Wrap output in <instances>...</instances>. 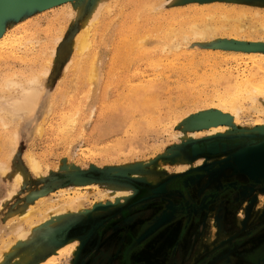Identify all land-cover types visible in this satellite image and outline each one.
I'll use <instances>...</instances> for the list:
<instances>
[{
	"label": "rangeland",
	"instance_id": "1",
	"mask_svg": "<svg viewBox=\"0 0 264 264\" xmlns=\"http://www.w3.org/2000/svg\"><path fill=\"white\" fill-rule=\"evenodd\" d=\"M93 1L55 0L47 2L43 7L59 5L58 9L33 10L26 14L27 16L23 15L16 20L7 21V15H1L5 17L0 19V25L7 21L4 28H15L13 23L28 25L37 21L41 36L50 31L57 34L63 30L61 45L66 53L59 68H51L45 78L47 87L43 101L45 104L53 103L58 111L63 110L66 115L68 113L72 115L68 121H63V130L60 134L52 131L55 129L57 116L46 118L44 127L47 133L41 137L33 132V129L28 139L21 137L20 134L16 152L7 157L8 161L15 164V169L22 171L23 179L16 182L12 177L14 170L0 177V239L4 237L3 242L12 241L2 247L0 257L15 246V234L7 235L11 224L17 221L18 215L15 214H19L24 206L31 204V212L34 213L33 215L31 213L24 226L28 230H34V234L23 248L37 249L28 264H51V247L74 234H82L80 237H74L79 240L76 252L73 256L67 254L60 258L59 264H105L108 257L107 248L95 245V241L100 243L101 239L107 238L116 239L114 241L116 242L117 239H122L121 234L117 230L114 231L113 224L130 211L127 203H131L136 197L144 196L142 201L145 203L138 206L150 208L152 206L149 205L150 202L160 197L159 192H164L160 187L166 181L189 172H199L203 177L206 183L203 190L205 201L209 203L204 202L206 206L203 208L205 216L203 235L186 246L185 250L178 252L175 264H239L236 252H239L240 257L262 254L264 169L250 175L234 160L233 154L240 148L247 149L246 147L264 142V113L253 115L240 113L231 116L230 113L234 114V111H230L226 114L212 92L209 93V97L213 98L200 96L201 101H207L205 107L200 103L187 108L184 101L191 92L197 96L199 90L213 87L212 79L216 81L215 78L219 76L213 69L215 66L220 70L223 66L243 68L245 65H252L251 62L245 63L240 57L244 56L243 51L257 50L254 46H261L258 50L264 51V43L250 44L251 39H247L249 36H255L258 40H264L263 32L250 35L247 29L235 33L226 28L215 36L217 43L216 39H211V42L205 40L204 45L197 48L181 45L177 50H168L165 45L173 36L171 33L180 26L175 22L174 9L179 7L183 11L191 3H197L199 6L218 0H105L106 5L100 11V20L98 19V24L95 25L98 33L94 36L93 30L91 32L94 37H91L90 52L87 51L78 61L72 60L74 58L70 50ZM154 1L157 3L154 4ZM64 2L67 3L61 5ZM234 2L247 4L255 9L262 8L260 10L264 13V0ZM68 3L74 6L78 4L79 10L74 12V15H63L60 21L53 22V27L48 26L46 22L54 16L55 10L59 11ZM29 6L35 5L30 2ZM243 23L246 28L253 25L249 19ZM2 30L1 27L0 32ZM232 37L240 41L236 44L230 40ZM236 45L238 47H235ZM4 56H0V70L2 69L0 73L8 71L10 67L17 68L22 65L19 58H13L10 54ZM92 61L95 63L96 73L95 77L89 79L87 69L90 68L89 62ZM188 70L191 72L188 73ZM178 86L181 88L178 89ZM177 102L180 104L179 107L177 104L180 112L194 110L199 105L201 107L186 117L177 119L172 115L170 106ZM142 106L144 109L151 108L153 114H160L161 120H154L157 121L153 123L154 125L152 122L146 125L148 123L145 121L144 113L141 115ZM149 106L150 108H147ZM145 110L143 112H147ZM256 126L263 128L255 130ZM213 129L223 132L210 135ZM180 131H195V134L193 137L183 139L177 135ZM216 135L224 137L239 135L248 138H240L237 144L230 143L233 139H223L216 146L208 145L212 146V150H207V147H204L205 141ZM62 136L67 138L64 139ZM128 136H133L134 139L130 140ZM4 138H0L1 146L6 142V136ZM8 142L9 140L6 143ZM222 142L225 145H222ZM197 143L203 148L202 150L196 148V151H193L192 146ZM30 150L41 164L39 174L33 172L26 163L25 154ZM183 160L190 161L191 166L185 170H178L177 163ZM162 162L165 165L158 168ZM134 173L140 175H133ZM149 175H152L155 181L145 178ZM229 180H234V186L222 188ZM88 182H94L104 190L106 189L104 184L107 183L126 185L133 192L120 204H112L108 199L101 203V197H97L96 200L95 196L87 194V198L79 205V208L83 209L82 212L70 214L54 225L41 227L44 220L49 221L50 215L58 209L61 201L58 198L60 191L66 189L71 192L76 185L83 187ZM187 187L199 201L202 199L199 197L201 196L199 184L195 180H189ZM8 189L14 190L9 198ZM41 198H54V203L50 204L54 205V208L40 206L38 203ZM94 200L97 203L90 204ZM200 203L191 210H186L190 211V214L181 212L178 217L182 221L193 218L195 221L200 220L199 211L203 210L199 209ZM69 207L70 205H67L64 209H71ZM148 208L145 209L146 214ZM145 219L148 225L149 215L145 216ZM58 235H63L62 239H58ZM38 245H41L40 249ZM251 245H255L253 250L249 248ZM126 247L124 244V247L122 245L115 250L121 255L125 251L124 256L128 259L127 252L135 246L132 242L128 250ZM138 258V255H134L130 261ZM123 259L126 260L125 257ZM11 260V256L4 257L1 264H10ZM146 262L150 264L147 260ZM130 263L133 264V261Z\"/></svg>",
	"mask_w": 264,
	"mask_h": 264
},
{
	"label": "bare ground",
	"instance_id": "2",
	"mask_svg": "<svg viewBox=\"0 0 264 264\" xmlns=\"http://www.w3.org/2000/svg\"><path fill=\"white\" fill-rule=\"evenodd\" d=\"M26 1L28 0H25L24 3H21V5L24 6H21L20 8L11 11L9 14H3L5 16L7 15L6 20L7 21L9 19L16 20V18L18 17L20 18L23 15L29 14L33 10L43 8L44 11H47L55 8L58 9L57 7L59 6V5H55V6L52 5L49 8L43 7L44 5H46L47 2L51 3V1H55V0H29V2H32L35 5L33 7L29 6L30 3L26 4ZM56 1H60V0H56ZM0 2L1 5H4L9 1L0 0ZM65 3L67 2H64L61 5H65ZM156 3L154 1V4ZM154 4L152 5L154 6ZM104 5H106L105 0L93 1L89 14L82 22L81 27L79 28V31L76 34L74 44L70 50L74 58L72 60L78 61V59H80L84 54H86L87 51L90 52L91 40H92L91 37H94L96 33H98L96 31L97 27H95V25L98 24V19L100 18L99 17L100 11L104 7ZM246 5L247 4L244 3L234 2V0L232 1L218 0L207 4H199V6L197 3H191L190 6H187L186 9H184L183 11H181L179 7L174 9L175 22H177L180 26L175 30L174 33L173 32L171 33L173 34V36H171V38L168 40L165 46L167 47L168 50L169 49L177 50L181 45H186L191 48H197L199 46H203L204 45L203 42L205 40L211 42L210 41L211 39H216L217 37L216 35L219 34L220 31L226 28H229L230 31H234L235 33L242 32L247 29V33H249L250 35L263 32V36H264V18H263L264 13L263 10H260L262 8L255 9ZM78 10H79L78 4L74 6V4L68 3L66 4V6L60 8L59 11L55 10V12L53 13L54 16L52 15L53 17L49 18V20L46 23H48V26L50 25L52 26L53 22L60 21L63 15L65 16L66 14L67 16H70L71 14H73ZM5 16H0L1 17L0 19L2 20ZM259 16L261 18H259ZM246 19L251 20V24H253L252 27L246 28L245 23H243V21ZM7 21L4 23V25L3 24L0 25V28L2 27L3 29L2 32H0V56L5 55L4 57H6L9 56L10 54L12 55L11 57L13 58L16 59L19 58L22 61L21 62L22 65L17 68L10 67L8 71L5 72L3 71L2 73H0V138L5 139L4 136H6L7 138L6 142L7 140H9L8 143L4 141L6 143V144L4 143V146L3 145L1 146L0 144V177L6 176L7 173H10V171L14 170L12 172V177L14 180H16V182H19L23 179L22 171L18 168L15 169L14 168L15 164L13 165L12 161H8L7 157L10 154L16 152L17 150L16 144L20 137V134L21 137L28 139L31 136L30 132L33 129V132L40 135V137L43 136L44 134L47 133L44 124L46 118L49 116L51 117L57 116L55 121L56 122L54 129L55 131L54 130L52 131L54 133L56 132L57 134H60L61 131L63 130L62 129L63 121H68L69 116H71L72 114L69 115L68 113V115H66L63 112V110L58 111L53 103L45 104L43 101V97L47 87L45 78H47L51 68L52 69L59 68L61 61L64 59L63 56L66 53V51L62 50V45H61V42L63 40V30H61L57 34L51 33L50 31L46 35L41 36L40 32L38 31V29L40 28L38 27L39 22L37 21L30 23L32 21L31 20L29 22L30 24L28 25L13 23V25L15 26V28L13 29H9L8 27L4 28V26H7L6 25ZM92 30H93L92 34L94 36L91 34ZM102 32H104V30ZM235 37L230 38V40L235 43L239 42L240 40L235 39ZM247 39H251L249 40L251 42L247 41L250 44L264 43V40H258L257 37L255 36L253 37L249 36L247 37ZM242 42H246V41H242ZM216 43H217V39H216ZM164 47L162 49H164ZM235 47L238 46L236 45ZM243 53L244 56L240 58L244 59L245 63L251 62L252 65L250 66L245 65L243 66V68L230 67V66L225 68L223 66L221 67L220 70H217L218 68H216L215 66L213 69L215 70L216 73L219 74V76L217 75L218 77L215 78L216 81L212 79L214 83L213 87L211 89H209V87L203 88L199 90L197 93L195 92L197 96L192 94L191 92V94L187 98H185L186 101H184V105H186V107L188 108V106L198 105L201 103L202 105H204L203 107H205L207 106V101H201L200 96L213 98V97H209V93L212 92L214 97H217L218 102H220L221 109L226 114H229L230 111H234V114L230 113L231 116H237L240 113H245L248 115L264 113V90H261L264 89V51L257 49L255 51H243ZM9 62L8 64L11 63ZM89 64H90L89 66L90 68H88L87 70L89 72L88 74L91 76L88 75L87 78L91 79L90 77H95L96 66L93 61L89 62ZM65 67H67V65ZM190 70H188V73ZM219 77L222 79L221 81ZM212 78H214V76ZM177 88L180 89L181 86H178ZM178 103L179 102L175 104L176 106L174 104H170L172 110L171 113L177 119L181 117H186L187 114H190L191 112H194L196 111V109H200L201 107V105H199L194 110L189 109L184 112H180L179 111L180 109H177L180 105ZM143 107L144 106H142L141 109L142 110L141 115L144 113L143 115H145L144 116L145 121L148 123L146 125H150L151 122L153 124L155 122L154 120H159V121L161 120L160 118L161 115L153 114L150 106L147 107L150 109L145 108L146 110ZM144 110L147 112H143ZM90 113L88 115H90ZM113 117L114 116H112V118ZM107 122H105V124ZM110 123H112V121L109 122V124ZM105 124L103 123L104 127ZM140 127H142V125ZM257 128L258 129L263 128V126H256L255 130H257ZM101 130L103 131V129ZM222 132L223 131L221 130L213 129L210 132V135L221 134ZM194 134L195 131H189V132L180 131L179 133H177L179 138H183V139H188L190 137H193ZM128 137L130 140L134 139L133 136H128ZM62 138L66 139L67 137L62 136ZM234 140L236 141L234 144H237L239 143L238 141L241 139L240 138L233 139V141ZM6 145L7 147H5ZM25 155H26L25 160L28 167L33 172L39 174L41 164L37 160V158L33 156L32 151L31 150L28 151ZM254 160H256L255 157ZM263 161L264 160H261L258 166L264 165ZM163 165H165L164 162L159 163L158 168H163ZM189 166H191V162L188 160H183L177 163L178 170H185L189 168ZM133 175H140V174L134 173ZM145 178L150 181H155L152 175H149L147 177L145 176ZM104 186H106L105 190L94 182H88L83 187H81L80 185L78 186L76 185L74 190L71 192H69L66 189H63L62 191H60V194L58 196V198L61 200L60 203L58 204L59 206L58 209L50 215L49 221H47V219L44 220L41 227L46 226L48 224L54 225L70 214L82 212L83 209L79 208V205L82 204L84 200L87 198V194L89 195L92 194L93 196L96 197V200L97 197H101L102 198L101 203L104 202L106 199H108V201L112 204H120L122 202H125L133 192V190L126 185L107 183L104 184ZM7 192H8L7 197L9 198L14 192V190L8 189ZM41 199L42 200H40L38 203L40 206H46L47 209L54 208V205H50L51 203H54L53 202L54 198H50V199L41 198ZM96 200H94L90 204L93 205L97 203ZM67 205H70L69 208L71 209H64V207ZM31 209H32L31 204H28L19 211V214H15L18 215L16 217L17 221L11 224L7 234V235H12L13 233L15 234L14 236L16 237L15 246H12L10 249L7 250V252L3 256L0 257V264L4 260V257L8 258V256H11L12 258L11 262L9 261L10 264H28V262L34 257V252H36L37 249L36 247L35 250L30 249L28 247L23 248L24 244L34 234V230H28L24 226L31 217L30 216L31 213L32 215L34 213L31 212ZM62 236L63 235H58L57 237L58 239H62ZM3 238L0 239V253L2 252L1 249L5 244H10V242H12L10 240L7 241L5 240L6 242H3L4 241ZM78 242L79 240L77 238L67 236L66 238H64V240H61L60 243L53 245L51 247L52 254L50 256L51 264H59L58 260L67 254L73 256L76 252ZM40 248L41 245H38V249ZM22 254H25L26 258Z\"/></svg>",
	"mask_w": 264,
	"mask_h": 264
},
{
	"label": "flooded vegetation",
	"instance_id": "3",
	"mask_svg": "<svg viewBox=\"0 0 264 264\" xmlns=\"http://www.w3.org/2000/svg\"><path fill=\"white\" fill-rule=\"evenodd\" d=\"M235 142L234 140L230 143L234 144ZM227 176L228 175H226V177ZM189 180H195L199 184L198 189H200L199 194H201L199 197L202 198L200 200L201 203L194 193L189 191L187 187ZM234 183V180H229L221 186L222 188L233 187ZM205 185L206 183L199 172L179 174L169 181H166L164 185L160 187L164 192H159L160 197L156 201L150 202L149 205H152L150 208L138 206L139 204L145 203L142 201L144 196L136 197L131 203H127V208H129L130 211L122 215L121 219L113 224V229L115 228L114 231L117 230V232L121 234L120 237H122V239H117L118 242H114L116 239L109 240L107 238L105 240L101 239L100 243H98L97 240L95 241V245H103L107 248L106 252L108 257L105 264H132L130 263L132 261L133 264H146V260L150 264H175V258L178 252L182 249L185 250L184 248L186 246H189L191 242L194 243L195 240H198L199 237L203 235L205 225L203 208L206 206L204 202L209 203L205 201L203 192ZM251 187L253 186H249V188ZM178 198L181 199L178 200ZM198 201L201 204L199 209H203L199 211L201 215L200 220L195 221V218L189 219L188 217L189 220L182 221L178 217V214L181 212L190 214V211L186 210H191L196 204L198 205ZM146 208H148L147 214L145 213ZM148 215V220L150 222L148 221L149 223L146 225L147 220L145 216ZM116 217L119 218L118 216ZM117 225L118 227H116ZM80 236H82V234H74L72 237ZM255 241H253L252 244H254ZM132 242L135 248L129 249L130 251L127 252L128 259L124 256L125 251L121 255L115 250V248L119 246L123 245L124 247V244L127 245L126 250H128ZM255 245L249 246L250 250H253ZM134 255H138L139 258L135 261H130ZM236 255L239 264H264V251L257 256L254 254L253 256L242 255V257H240L239 252H236ZM167 256L168 258H166ZM124 257L126 260L123 259Z\"/></svg>",
	"mask_w": 264,
	"mask_h": 264
},
{
	"label": "water",
	"instance_id": "4",
	"mask_svg": "<svg viewBox=\"0 0 264 264\" xmlns=\"http://www.w3.org/2000/svg\"><path fill=\"white\" fill-rule=\"evenodd\" d=\"M3 1H9L4 5H1L0 2V16L3 14H9L11 11L20 8L21 3H24L25 0H3ZM20 2V3H19ZM29 0L26 1V4H29ZM26 6V5H25ZM261 46H254L255 49H259ZM248 138V136H231V137H224V136H220V135H216L214 137H211L210 139H208L207 141H205V146L207 147V150H212V146H208V145H217V143H219V141L223 140V139H235V138ZM222 145H225L224 142H222ZM218 147V146H217ZM192 150L196 151L195 149L197 148L198 150H202V146H200V144H194L192 146ZM215 148V147H213ZM245 148H240L235 154H233V158L235 161H237V163L239 165H241V167H243L244 169L247 170V172L250 175H253L256 172L262 171L264 169V165L258 166L259 162L261 160H264V142L259 143L257 145H252L251 147H246ZM254 157L256 160H254ZM249 161V162H248ZM248 162V163H247ZM264 162V161H263ZM206 171V170H205Z\"/></svg>",
	"mask_w": 264,
	"mask_h": 264
}]
</instances>
